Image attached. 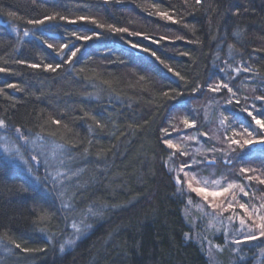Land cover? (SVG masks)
Returning <instances> with one entry per match:
<instances>
[{"label": "trees", "instance_id": "trees-1", "mask_svg": "<svg viewBox=\"0 0 264 264\" xmlns=\"http://www.w3.org/2000/svg\"><path fill=\"white\" fill-rule=\"evenodd\" d=\"M56 13L68 20L27 23ZM86 29L101 35L78 40L93 34ZM237 67L262 83L255 97L263 96L264 0H0V68L7 69L0 72V119L39 133L59 151L49 159L62 160L67 172L62 185H38L0 150V264H211L190 237L183 212L194 194L178 191L163 141L177 113L201 120L196 107L209 100L208 85L234 82ZM242 72L238 89L248 75ZM256 98L225 107L235 126L251 118L234 120L233 108L254 102L259 109ZM220 161L258 169L262 179L249 186L264 204V158ZM90 208L95 215H87ZM82 217L91 228L60 252L73 219Z\"/></svg>", "mask_w": 264, "mask_h": 264}, {"label": "rangeland", "instance_id": "rangeland-1", "mask_svg": "<svg viewBox=\"0 0 264 264\" xmlns=\"http://www.w3.org/2000/svg\"><path fill=\"white\" fill-rule=\"evenodd\" d=\"M13 31L17 34L18 30L16 29ZM241 71H243L242 73L246 72L245 75H248L245 77L246 79L241 82V89H238L239 85H237L236 81ZM233 72L234 78H232V80H234V82L228 79L219 80L213 82L212 85L215 86L217 83L223 81L228 84L230 88H232L235 95L229 93L226 89L223 90V88L220 92L210 91L211 94L209 100L205 101L202 105H197L196 107V109L202 110L201 113L203 117L201 120H198V116L185 117L183 116L185 115L183 113V115L177 113V115L173 116V129L166 134L168 135L169 133L167 136L168 139H171L173 143L177 144L179 147L171 149L172 153H175V155L173 156L171 153V156L173 157H171V159L169 157L167 164L170 169H173L172 172L174 174V180L175 177L179 175L183 181L185 179L183 173H178L176 169H179L182 164H191L192 158L201 161L198 166L186 168L185 171L189 173L187 179H192V173H196L197 179L193 181V187H206L207 193L209 194L208 201H204L202 196L188 190L186 183L183 184V193L185 195L194 194V199L189 198V200H187V205L184 208L183 215L185 216L191 229V236H189L192 240L199 244L210 263L264 264V237H260L255 241H247L240 246L235 244V240H243V235L235 231V229L240 227L239 219L244 218L248 224H252L253 221L260 223L259 215H264V208L260 207V197H258L249 186L252 181L260 179L262 174L258 169L250 165L239 164L237 166L222 167L216 165V162L218 163L220 160L221 163L226 164L231 158H233L231 161L235 163L237 153L239 152L234 153L231 151V148L239 149V146L232 144L230 148L229 139L237 140L243 143L246 139L257 138L255 135L249 136L247 132L244 131L245 128H247L249 132L253 131L254 128H258V126L255 125V122L252 121L251 127L244 125L243 122L240 123V128L235 126V121L228 118L225 114V107L227 106L225 101L229 99L239 101V99L247 97L256 98L255 91H257L259 85L262 87V83L259 82L258 84L256 79L248 72V69L245 71V69L237 67L233 70ZM239 91L244 93H239ZM260 92H262V95L264 96V89L260 90ZM256 102L259 103L261 108L255 109L254 102L246 104V106H249L248 110L250 108L249 111H251L253 115L264 112V101L258 100ZM223 118L227 119L224 124H221L220 121ZM258 118L264 120V115H258ZM184 119H187L189 122L195 120L196 123L192 127H185L183 123ZM0 133H3L2 129H0ZM192 136H195L196 139H185V137ZM14 140L15 137L13 136L12 139L8 141L9 145H11ZM3 143L4 141H0V145ZM0 150L1 153L5 155L15 167H19L25 173H29V176L35 183L52 185L51 180H48V182L45 183V168L42 163L38 164L36 161H31V165H35V169L37 170L30 173L28 171L30 165L25 164L19 158L15 157V149H13V152L10 155H6L3 148H0ZM46 150L48 158L52 155V153H54L55 156V153L59 152L58 149H53L49 146V144H46ZM54 150L56 152H54ZM185 152L188 153V155L182 154ZM34 154L35 153L29 154L25 152V159L30 160L31 155ZM242 168L249 169L250 171L241 173L240 170ZM59 170L61 173L67 174L65 170L61 168ZM34 176H39L40 180L37 181L34 179ZM248 176L253 177L252 181L247 179ZM221 177H226L227 182L234 183L237 187L231 189L229 193H223L222 188L227 187V183L224 180H220V183L216 186H213L210 183L205 185L198 182L200 178H208L211 181L219 180ZM239 186H244V191L248 193L247 196L244 195V192L240 191ZM212 192H219L221 194L218 196H212L210 195ZM229 201H231L234 205L233 208H228ZM212 203L222 205L223 208L227 209V211L221 212L220 208L213 209L210 206ZM240 204L246 205L248 207V212H245V210L240 207ZM253 205L256 209H260L258 215L254 213ZM250 212L253 213L251 219H249L248 215ZM230 216L233 217L232 221L228 220V217ZM225 229H227L228 233L227 239L224 234ZM244 231L247 232V228H245ZM254 231L255 234L258 235V230ZM71 235L72 238H67L63 243L65 244L63 252L69 250L73 246L74 242L77 241V234L73 231V229ZM83 235L84 233L80 234L79 238ZM67 241H72V243L70 245L66 244ZM217 245L219 246V249L216 247Z\"/></svg>", "mask_w": 264, "mask_h": 264}, {"label": "snow or ice", "instance_id": "snow-or-ice-1", "mask_svg": "<svg viewBox=\"0 0 264 264\" xmlns=\"http://www.w3.org/2000/svg\"><path fill=\"white\" fill-rule=\"evenodd\" d=\"M197 3H199V0H197ZM9 16H15V13H8ZM157 15L163 16L165 19L168 20H172V17L167 15V13H157ZM57 17L60 20H68V18L66 16L63 15H59L58 13L54 14V15H45L42 19H30L27 21V23L33 25V26H42L44 25L46 22L49 21H53L56 20ZM79 21H87V20H91V22L93 24H97V22L95 20H92L90 17H85V16H80L77 18ZM69 23H76V20H72V21H68ZM98 27L100 28H104L105 25L103 24H99ZM109 30L111 31H115V32H122V33H126L128 32L127 28H113L112 25H108L107 26ZM54 30H55V26H52L49 28V32L53 33L52 38L55 39V35H54ZM88 31H92V35L88 36V35H82L78 37V40H82V41H90L93 38H98L101 34L97 31H95L94 29H86ZM24 36H28L29 30L25 29L24 31ZM34 35V33H33ZM73 36L76 35L75 32L72 33ZM132 35H141V33H132ZM150 39V37H149ZM43 43L46 44L48 49H53V45L47 43V41H43ZM131 43V41L129 42ZM157 43H159V41H157ZM61 49H64L67 47V45H61L60 46ZM74 47V46H73ZM132 47L134 48H141L142 46L138 43L136 44H132ZM145 52H151V55L153 57H155L158 61H160V63L163 64V61L160 60V57L157 55V53L155 51H152L148 48H144L143 49ZM81 51V49L77 48L75 51H72L71 56L68 58L67 62H71L72 58L75 57L77 55V53ZM20 63H24V61H20ZM31 67L36 68L39 67V65L33 64L31 65ZM60 65L57 64L56 68H59ZM45 68L55 71V68H53V66L51 64H47L45 65ZM170 72L172 71L170 68L168 69ZM7 71V69L4 68H0V72H5ZM221 71H223V69H221ZM238 71V70H237ZM245 71H247V69H245ZM175 75L177 77L180 76L179 73H175ZM180 79H183V77H180ZM8 87L10 88H15L16 85L10 84L8 85ZM200 88V86L198 85L197 88L193 89V92H196L198 89ZM208 88L210 91L212 92H220L221 89H226L229 93H232L233 95H235V93H233L232 88H230L228 86V84L224 83L223 81H221L220 83H217L215 86L209 84ZM167 95V94H165ZM256 99L260 100V101H264V96H260L257 97ZM225 103L227 105H232L233 102L231 99L225 101ZM236 105H239V101H236ZM247 114V117L251 118V121L255 122V125L258 126V128H254L253 131L249 132L247 128L244 129L245 132H247V134L249 136H254L257 138L254 139H246L243 141V143H241L240 141L237 140H232L229 139V147L231 148L232 144H236L239 146V148L241 149V151L239 153H237V157L240 159H248V158H254L257 156V154H259L260 157L264 158V120H261L258 118V115H264V112H260L257 115H253V113L251 111L248 110V108H242L240 109L239 112L235 111V108H233V118L234 120H241L242 114ZM227 118H223L221 119V124L225 123V120ZM251 121H249V127H251ZM55 123L59 124L60 121H54ZM185 127H192L195 125L196 121L193 120L191 122H189L187 119H184L183 121ZM0 129L3 130V133L0 134V141H4V143L2 145H0V148H3V151L5 152L6 155H10L13 152V149H15V157L19 158L21 161H23L25 164L30 165L28 168V171L34 172L35 170V165H31V161H36L38 164L42 163L44 168H45V183L48 182V180L52 181V185L55 186L57 184L62 185L63 184V180L66 178V174L65 173H61L59 168L63 165V161L62 160H53V159H49L48 158V153L46 150V144L44 142V137L40 136L39 133L35 134V136L31 135V130L29 129L27 131V133L25 132V130H23L21 127L19 126H9L8 123L4 120V119H0ZM163 131L167 132L166 129H164ZM206 135V134H205ZM15 137L14 142L9 145L8 141L10 139H12V137ZM185 139H196L195 136L192 137H185ZM164 144H166L168 146V148L172 149V148H178L179 146L177 144H174L173 141L171 139H165L163 141ZM62 147V146H61ZM232 152H235L236 149L235 148H231ZM25 152L31 154V153H35L34 155H31V159L27 160L25 159ZM183 155H188V153H182ZM172 155L174 156L175 153H172ZM43 158V159H41ZM171 159V157H170ZM229 163H231V160L228 161ZM201 163V161H198L194 158H192L191 160V164H182L179 169H176V171L178 173H183L185 179L182 181L181 177L179 175H177L175 177V182L177 183L178 187V191H184L183 189V184H187V189L190 190L191 192H195L197 195L202 196L204 201H208V196L209 194L207 193V188L206 187H193V181L197 179L196 173H192V179H187V177L189 176V173L187 171H185L186 168H191L193 166H198ZM173 169H170V171H172ZM241 173H246L248 171H250L249 169H241L240 170ZM34 179H36L37 181L40 180L39 176H34ZM248 180H252L253 177L248 176L247 177ZM220 180H224L227 183V187H223L222 188V192L223 193H229L231 189H233L234 187H237V185H235L234 183L231 182H227L226 177H221L219 180H209L208 178H200V180L198 181L199 183H203L205 185L207 184H211L213 186H216L220 183ZM260 183L264 184V180H260ZM240 187V191L244 192V195L247 196L248 193L244 191V186H239ZM221 193L219 192H212L210 193V195L212 196H218ZM61 196H63V193L60 194ZM63 206L65 208L68 209H72V205L71 203H64ZM213 209L216 208H220L221 212L223 211H227L226 208H223L222 205H217L215 203H212L210 205ZM234 205L232 204L231 201L228 202V208H233ZM240 207L243 208L245 210V212H248V207L244 204H240ZM261 208H264V204H262L260 206ZM253 210L255 214H259L260 209H256L255 206L253 205ZM96 213L90 208L87 211V215H95ZM249 215V219H251L253 213H248ZM229 221L233 220V217L230 216L228 217ZM259 220L260 223H256L255 221L252 222V224H248L246 222V220L244 218H240L239 219V224L240 227L238 229H235V231H237L238 233L243 235V240L237 239L235 240V244L237 246H240L242 244H244L247 241H255L258 240L260 237H264V215H259ZM73 231L77 234V239L79 238L80 234H83L85 232V230L91 228V225L86 224L84 222V218L82 217L81 220L79 222H77L75 219H73L72 225H71ZM247 228V232L244 231V229ZM254 230H258V235L255 234ZM224 234H225V238L227 239L228 233H227V229L224 230ZM187 235V234H186ZM72 241H67L66 244H71ZM17 248L20 247V245H16ZM219 249V246H216ZM65 248V244H61L60 245V251L63 252ZM238 250V249H236ZM24 251H28V249H24Z\"/></svg>", "mask_w": 264, "mask_h": 264}]
</instances>
